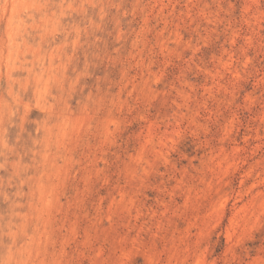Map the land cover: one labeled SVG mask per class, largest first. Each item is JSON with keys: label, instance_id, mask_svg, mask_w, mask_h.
I'll list each match as a JSON object with an SVG mask.
<instances>
[{"label": "rangeland", "instance_id": "rangeland-1", "mask_svg": "<svg viewBox=\"0 0 264 264\" xmlns=\"http://www.w3.org/2000/svg\"><path fill=\"white\" fill-rule=\"evenodd\" d=\"M0 264H264V0H0Z\"/></svg>", "mask_w": 264, "mask_h": 264}, {"label": "bare ground", "instance_id": "bare-ground-1", "mask_svg": "<svg viewBox=\"0 0 264 264\" xmlns=\"http://www.w3.org/2000/svg\"><path fill=\"white\" fill-rule=\"evenodd\" d=\"M224 198V197H223Z\"/></svg>", "mask_w": 264, "mask_h": 264}]
</instances>
